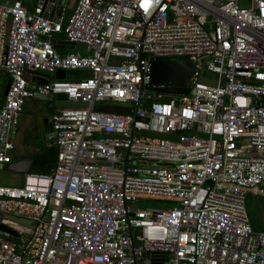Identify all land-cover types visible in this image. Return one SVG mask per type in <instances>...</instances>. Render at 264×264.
Listing matches in <instances>:
<instances>
[{
  "label": "built area",
  "instance_id": "obj_1",
  "mask_svg": "<svg viewBox=\"0 0 264 264\" xmlns=\"http://www.w3.org/2000/svg\"><path fill=\"white\" fill-rule=\"evenodd\" d=\"M57 1L0 0V165L35 96L56 147L51 171L0 184V264H264L247 211L264 188V0H77L64 20ZM61 32L86 54L61 55ZM175 57L194 63L187 94L151 84Z\"/></svg>",
  "mask_w": 264,
  "mask_h": 264
},
{
  "label": "crops",
  "instance_id": "obj_2",
  "mask_svg": "<svg viewBox=\"0 0 264 264\" xmlns=\"http://www.w3.org/2000/svg\"><path fill=\"white\" fill-rule=\"evenodd\" d=\"M36 1L37 0H23V3L26 7L31 9L35 5ZM64 1L65 0H63L62 6L64 11L65 8H68V11L66 12L68 15L75 7L77 0H75V3L73 4H64ZM67 15H63V20L68 17ZM59 44L61 47L58 48V52L61 55L71 52L81 55L86 54L85 47L79 43L73 44L71 47V45L64 40H59ZM68 49H70V51L67 52L66 50ZM38 80L39 82L43 81L41 78H38ZM3 99L4 95L0 97V106L3 104ZM53 111H55V109L50 108L48 106V102L40 96H35L26 100L23 112L20 116L14 148L11 151L12 161L4 166H7L9 170L21 172L22 175L30 172H43L45 169H48V166L46 168V165L44 164H47L44 152L51 147L56 149L50 139L52 128H50L51 125L49 123V118ZM37 115L41 118L44 129L39 127L40 122L38 119L39 117L36 118ZM27 132H29V135H27ZM42 143L43 145H41ZM15 159H17V162ZM257 194V192H250L247 195V211L252 224L258 229L264 226V208L260 206L257 198L259 195Z\"/></svg>",
  "mask_w": 264,
  "mask_h": 264
},
{
  "label": "water",
  "instance_id": "obj_3",
  "mask_svg": "<svg viewBox=\"0 0 264 264\" xmlns=\"http://www.w3.org/2000/svg\"><path fill=\"white\" fill-rule=\"evenodd\" d=\"M63 0H58L57 3L59 5V13L58 16H61L62 13L64 15V8L62 6ZM47 9H50V4H48ZM53 43H55V47H61L58 44L59 40H66V35L61 33H53L52 34ZM71 47L73 43H70ZM194 63L191 60H162V61H155L151 64V84L156 86L158 91H162L167 95H180V94H187L188 88L187 84L189 83L193 72H194ZM56 78L64 79V78H88L91 76V72L89 70H67L58 69L56 71ZM28 78V76H26ZM9 83L7 82L3 95H6ZM58 99L65 100V94H59L57 96ZM60 107H74V106H84L85 103L82 102H73V101H60L57 104ZM51 128V127H50ZM143 135H150L152 137H164L168 138L169 136L151 133L147 131L141 132ZM44 156L47 157V164L49 169H52L55 163V156H56V149L51 147L48 148L44 152ZM2 165H0V168ZM23 221V220H21ZM5 229L4 226H2ZM261 229V228H258Z\"/></svg>",
  "mask_w": 264,
  "mask_h": 264
},
{
  "label": "rangeland",
  "instance_id": "obj_4",
  "mask_svg": "<svg viewBox=\"0 0 264 264\" xmlns=\"http://www.w3.org/2000/svg\"><path fill=\"white\" fill-rule=\"evenodd\" d=\"M10 1H12V0H10ZM73 3H75V0H65L64 1V4H73ZM67 11H68V8H65V11H64V15L65 16L67 15L66 14ZM66 51L68 52V51H70V49H68ZM168 60H186V59L175 57V58H170ZM207 75L210 78H214L215 77L214 74L208 73V72H203V74H202V76H204V77L207 76ZM6 84H7V77L4 74L0 73V97L3 95V91H4V88H5ZM100 105H102V104H100ZM98 108H99V104H97V106H96V109H98ZM100 109H103V108L101 107ZM38 117H39V115L36 116V118H38ZM38 119H39V122H40L39 127L44 129V125H43V122L41 121V118L39 117ZM27 135H29V132H27ZM41 145H43V143ZM14 153H16V152H14ZM15 161L17 162V159H15ZM42 167H44V166H42ZM22 178H23V175H22L21 172H15V171L9 170L7 168V166H2L0 168V184H4V185H19L21 180H22ZM257 191H258L257 195H259V196H257L259 204H260V206H262L264 208V188L263 189H258ZM135 205L138 206V207L147 208V209H163V208H169V207L172 206L169 203L158 202V201H154V200H139V201L136 202Z\"/></svg>",
  "mask_w": 264,
  "mask_h": 264
},
{
  "label": "trees",
  "instance_id": "obj_5",
  "mask_svg": "<svg viewBox=\"0 0 264 264\" xmlns=\"http://www.w3.org/2000/svg\"><path fill=\"white\" fill-rule=\"evenodd\" d=\"M8 81V80H7ZM47 168V167H46ZM51 171L49 168L48 169H45L43 172H49Z\"/></svg>",
  "mask_w": 264,
  "mask_h": 264
},
{
  "label": "bare ground",
  "instance_id": "obj_6",
  "mask_svg": "<svg viewBox=\"0 0 264 264\" xmlns=\"http://www.w3.org/2000/svg\"><path fill=\"white\" fill-rule=\"evenodd\" d=\"M254 214V213H253ZM253 214H251V215H253Z\"/></svg>",
  "mask_w": 264,
  "mask_h": 264
}]
</instances>
